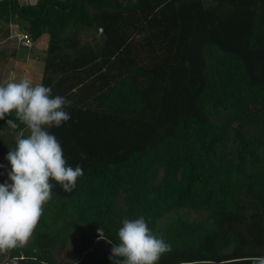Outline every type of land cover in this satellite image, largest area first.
Listing matches in <instances>:
<instances>
[{"label": "trees", "instance_id": "trees-1", "mask_svg": "<svg viewBox=\"0 0 264 264\" xmlns=\"http://www.w3.org/2000/svg\"><path fill=\"white\" fill-rule=\"evenodd\" d=\"M12 24L49 37L41 83L72 103L47 130L84 172L71 192L51 181L18 264H61L73 239L71 264L122 262L111 243L140 216L171 245L158 264L264 257V0H0V41Z\"/></svg>", "mask_w": 264, "mask_h": 264}, {"label": "clouds", "instance_id": "clouds-1", "mask_svg": "<svg viewBox=\"0 0 264 264\" xmlns=\"http://www.w3.org/2000/svg\"><path fill=\"white\" fill-rule=\"evenodd\" d=\"M71 103L63 96H54L51 87L27 77L0 84V120L14 113L16 119H8V127L17 130L24 125L28 132L17 133L15 147L6 157L11 171L7 173L8 180L0 183V253L23 247L32 238L44 206L52 199L51 181L71 192L84 175L80 165H68L59 140L47 130L71 120L65 110ZM118 237L119 244L109 241V259L123 258L116 264H158L164 254L172 251L170 244L153 233L143 216L123 220ZM248 259L251 264H264V257Z\"/></svg>", "mask_w": 264, "mask_h": 264}, {"label": "rangeland", "instance_id": "rangeland-1", "mask_svg": "<svg viewBox=\"0 0 264 264\" xmlns=\"http://www.w3.org/2000/svg\"><path fill=\"white\" fill-rule=\"evenodd\" d=\"M21 4H31V2H34L35 0H19ZM82 39L84 40V43H94V42H99L101 40L100 34H94L92 36L89 32L85 31L82 33ZM94 38V40H93ZM39 46V45H38ZM17 44L14 40L12 39H7L4 41H0V84L5 80V72L8 71V63L10 61L15 60V58L12 56V53L17 52ZM47 47V42L44 41V44H40L39 47H36L35 45L32 46L31 48H25L23 47L22 50L19 52L20 56L24 58V61L27 60V58H42L45 55ZM16 48V49H15ZM37 67L32 66L31 70L33 74H38L39 77L41 76V72H37ZM34 83H38L37 81H33ZM25 133L28 135L27 130ZM17 134H14L7 129H4L0 127V142L2 143V148L4 150L5 154H0V179L4 177V175L7 173L6 169H8L10 166L6 163V157L8 155V152L10 150V145L9 143L11 140L15 138ZM191 218H198V219H204L205 215L200 213L197 215H194V213L189 214ZM171 216H175L174 218L178 217V212H173L167 217L163 218L162 220H165L166 218H169ZM161 220V221H162ZM172 220V219H171ZM32 241V238L29 240V242L25 245L27 246L30 244ZM76 245V239H73L66 247L61 248L59 247L56 251V257L58 261L61 264H71L74 261V248ZM96 256L99 258L104 257V254L106 252V244L104 242H101L98 248L95 250Z\"/></svg>", "mask_w": 264, "mask_h": 264}, {"label": "crops", "instance_id": "crops-1", "mask_svg": "<svg viewBox=\"0 0 264 264\" xmlns=\"http://www.w3.org/2000/svg\"><path fill=\"white\" fill-rule=\"evenodd\" d=\"M37 0L31 2V4H35ZM11 29L13 34L11 35L10 39L14 40L17 44V52L12 53V56L15 60L10 61L8 65V71L5 72V80L2 82L4 84L8 83L9 81H19L25 77L32 79L33 81H39L38 83L42 82V76L44 71V61L43 59L39 58H27L24 61V58L20 56L19 52L22 50L23 46H21L20 40L18 37L20 35L25 34L22 30H20L18 25H11ZM49 37L48 35H44L39 41L36 42L35 46L39 47L40 44H44V41L48 43ZM39 45V46H38ZM36 66L37 72H41V76L39 77L38 74H33L31 67Z\"/></svg>", "mask_w": 264, "mask_h": 264}, {"label": "built area", "instance_id": "built-area-1", "mask_svg": "<svg viewBox=\"0 0 264 264\" xmlns=\"http://www.w3.org/2000/svg\"><path fill=\"white\" fill-rule=\"evenodd\" d=\"M18 38L21 46L25 48H31L33 46V42L28 34H22ZM6 180H8L7 173L0 179V183H4ZM20 258L23 259L24 256H21ZM0 264H18V258H12V250L7 253H0Z\"/></svg>", "mask_w": 264, "mask_h": 264}]
</instances>
